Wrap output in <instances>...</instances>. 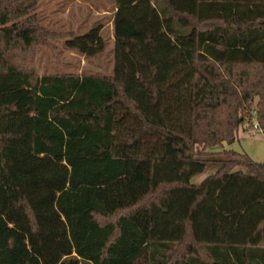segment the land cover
I'll return each mask as SVG.
<instances>
[{
    "label": "trees",
    "instance_id": "obj_1",
    "mask_svg": "<svg viewBox=\"0 0 264 264\" xmlns=\"http://www.w3.org/2000/svg\"><path fill=\"white\" fill-rule=\"evenodd\" d=\"M115 4L110 74L40 75L104 24L0 0V264H264V162L224 147L264 132V0Z\"/></svg>",
    "mask_w": 264,
    "mask_h": 264
},
{
    "label": "rangeland",
    "instance_id": "obj_2",
    "mask_svg": "<svg viewBox=\"0 0 264 264\" xmlns=\"http://www.w3.org/2000/svg\"><path fill=\"white\" fill-rule=\"evenodd\" d=\"M49 0H39L38 15L41 18L43 25L53 30H68L69 24L67 18L61 16V12L52 14L51 7H48ZM102 3L107 2V5L112 8L115 0H99ZM104 24L102 35L106 40L105 50L91 58H86L77 50L66 47L63 40H53L56 45L55 50L49 46H38L35 55L36 72L40 75L51 73H67V72H99L101 74H110L113 70L114 63V40H113V22L112 14L105 15L100 19ZM65 23V25H63ZM72 23H77L73 20ZM75 27V24L71 25ZM88 29H78L75 32L83 33ZM240 137L236 138L232 143L233 148L248 153L249 148H260L264 150V133L255 132L252 125L245 124L244 129H240ZM264 152V151H263ZM218 165L216 163H209L206 170L195 176L192 182L198 184L202 182L207 176L214 173Z\"/></svg>",
    "mask_w": 264,
    "mask_h": 264
},
{
    "label": "crops",
    "instance_id": "obj_3",
    "mask_svg": "<svg viewBox=\"0 0 264 264\" xmlns=\"http://www.w3.org/2000/svg\"><path fill=\"white\" fill-rule=\"evenodd\" d=\"M51 7L52 14L61 12L62 19L67 18L68 30L76 31L78 29H89L95 25L102 24L100 19L105 15L112 14V19L117 10L115 2L112 4V8L107 5V2L102 3L99 0H49L48 7ZM77 20V23H72L73 20ZM64 21V19H63ZM75 24L74 26L71 25ZM113 24V22H111ZM65 25V23H63ZM113 26V25H112ZM84 32V31H83ZM114 40V35H113ZM244 129V127H242ZM241 129V128H240ZM253 131L259 132L254 130ZM263 132V131H262ZM240 130L237 138L240 137ZM261 133V132H259ZM264 133V132H263ZM224 147L227 149H234L239 152H244L233 148L232 143H224ZM248 154L256 161L264 162V150L260 148H249Z\"/></svg>",
    "mask_w": 264,
    "mask_h": 264
},
{
    "label": "built area",
    "instance_id": "obj_4",
    "mask_svg": "<svg viewBox=\"0 0 264 264\" xmlns=\"http://www.w3.org/2000/svg\"><path fill=\"white\" fill-rule=\"evenodd\" d=\"M253 128L256 131L262 132V129H261V127H260V125H259V123L257 121H254Z\"/></svg>",
    "mask_w": 264,
    "mask_h": 264
}]
</instances>
